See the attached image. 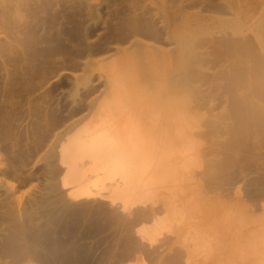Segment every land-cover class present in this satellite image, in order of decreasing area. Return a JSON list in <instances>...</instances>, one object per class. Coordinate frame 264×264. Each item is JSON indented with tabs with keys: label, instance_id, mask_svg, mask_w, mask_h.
<instances>
[{
	"label": "rangeland",
	"instance_id": "rangeland-1",
	"mask_svg": "<svg viewBox=\"0 0 264 264\" xmlns=\"http://www.w3.org/2000/svg\"><path fill=\"white\" fill-rule=\"evenodd\" d=\"M110 81L170 90L131 213L61 186ZM0 264H264V0H0Z\"/></svg>",
	"mask_w": 264,
	"mask_h": 264
},
{
	"label": "bare ground",
	"instance_id": "bare-ground-1",
	"mask_svg": "<svg viewBox=\"0 0 264 264\" xmlns=\"http://www.w3.org/2000/svg\"><path fill=\"white\" fill-rule=\"evenodd\" d=\"M134 41L147 47H154L151 43L138 38ZM111 79L114 78L111 76ZM114 82L108 86L107 96L100 105L99 111L94 114L95 117L92 114L93 118L89 124L85 122L84 126H87L81 128L83 131L78 130L79 133L75 131L76 136L69 140L66 137L68 141L65 140V144L59 142L58 159L65 167L61 176V186L68 187L67 195L75 200L92 198L106 200L107 198L110 199L111 206L118 200L123 209H132L151 191H156L165 185L169 186L172 175H169L168 171L165 172L159 164L156 165L151 158L153 146L156 144L154 135L150 137L143 133L133 123V120L138 123L137 120L131 117L140 115L155 117V111L150 108L158 109L161 106V97L170 95V90L160 92L159 89L154 88L153 91H146L134 87L132 97L129 95L132 93L131 90L115 86ZM126 96L128 97L125 98ZM166 103L167 113H172L173 105L168 99ZM170 114L168 120L171 118ZM117 117L120 118L116 119ZM60 138L63 139V135ZM159 142L160 147L161 141ZM62 165L60 166L63 167ZM173 171L177 173L176 169ZM102 177L109 185L105 182L100 184ZM11 186L14 187L13 184ZM139 208L142 212L148 209Z\"/></svg>",
	"mask_w": 264,
	"mask_h": 264
}]
</instances>
